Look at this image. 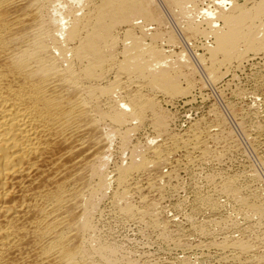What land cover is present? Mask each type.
I'll return each mask as SVG.
<instances>
[{
  "label": "bare ground",
  "instance_id": "1",
  "mask_svg": "<svg viewBox=\"0 0 264 264\" xmlns=\"http://www.w3.org/2000/svg\"><path fill=\"white\" fill-rule=\"evenodd\" d=\"M160 1L178 15L187 43L206 40L194 55L207 81L228 86L252 65L253 94L264 104V0H215L217 11L199 9L201 22L192 15L200 0ZM157 2L0 0V264H264L256 164L245 169L247 184L241 174L211 172L194 186L191 208L230 207L226 214H187L184 225L167 215L189 198L173 200L178 169L219 162L237 144L217 104L172 128L164 104L196 99L206 81L186 49L164 46L177 40L162 33ZM232 106L243 135L263 149L264 170V110L251 105L256 120L247 127ZM144 127L151 134L141 142ZM106 212L151 227L166 258L124 251Z\"/></svg>",
  "mask_w": 264,
  "mask_h": 264
},
{
  "label": "rangeland",
  "instance_id": "2",
  "mask_svg": "<svg viewBox=\"0 0 264 264\" xmlns=\"http://www.w3.org/2000/svg\"><path fill=\"white\" fill-rule=\"evenodd\" d=\"M160 2H161L160 0H159V2H157L158 3L157 5H159L157 7H158V9L161 7L159 10H162L161 12L164 15L163 17L165 18V20L163 18V23L165 25L163 27V24H162L161 31H162L163 34H164V32H166L165 35H167L168 32L170 31L169 32L170 33L169 36L170 35H174L173 36V37H175L174 39L177 40V41H175V45H174V43H172V45L171 44L169 45L168 42H164V46L166 47V49L175 50V54H177V53L179 54L180 51L183 52L186 49L184 52L185 53L187 52L190 55L189 56L187 54L188 58L189 59H190V57L193 58V59L191 58L190 60L192 62H194V66L196 67V70H197V72H195V74H196L195 76L197 78H202L203 81H206L204 83V85H203L204 87H202L200 90L199 89H195L196 91L193 92V93H195V95H196L195 98L197 100L193 98V100H190L189 102L186 103L185 98H181V99H177L174 102L175 104L174 103H169V105L164 104V106L168 110H170L171 113H173L172 115H174L173 116L174 118H173V121H172V128L174 127L173 129H175V130H179L180 129V131L184 130L186 127H188L190 121H194V119L196 120V119L201 118L202 116L206 115L207 111L210 108L214 107V105L217 104L216 108H219L218 110L220 112L222 111L221 112L222 114L220 113L221 117L222 118L225 117V118H223V119H225L224 122L227 121L226 122L227 126L226 125L225 126H226V128L228 127L231 131H233L232 134H233V137H234V140H235L234 144L235 143L237 144V146L234 147L235 149L232 148L233 147L232 146V147L229 148V150H226L225 151V154L227 153L226 156L225 157L223 156L224 158H222L221 161H219V162H216L214 164L213 163L212 164H207L206 166L203 165V167L202 166L199 167V165H198L199 168L197 167V165H193L192 168L191 167L189 168V170L187 168L186 169L183 168L184 166H182L176 172L177 174L179 173L178 174L179 176L177 175V179L180 180V182H179L180 185L179 186H182V187H179L178 190L176 192H174L175 194H172V196L174 195L173 200L176 201L177 197L179 195H181V196L183 195V196H186V197L189 195V198L190 197H192V198H190L191 199L190 200V204H189V198H187L188 201L185 202L186 207L184 205L183 206V208L185 207L184 209L183 208L181 210L174 209L175 211L173 209H169V210H167V215L169 214L170 217H174L176 219V221L179 219L178 222L180 223V225H184L185 220H186L185 217H186L187 214H190V215L193 214V219L199 220V221H203V219L204 220L205 219L208 220L210 218H213L214 216H217V215L219 216L220 212L221 213L224 212L223 214H226V212L229 211L228 209H230V207H226V208L222 209L219 213L212 212L213 213V215H212L210 210L207 211L206 209H204L205 211L202 210L200 212L199 210H196V209L194 210L193 208H191L193 206H190V205H193L192 202H194L193 201L194 200V196L193 195L195 194V193L193 194L194 186L198 185V184H199V186H201V185L206 183V179H205L206 173H211V172L215 173V174H213L215 179H216V177L218 179V177L221 174H225V173H228V174L229 173L230 174H234V173L236 174L237 173L238 175L241 174L240 175V182H242L243 184H245V183L247 184L249 182V180L246 177V173L245 172H247V171H245V169L248 170L251 167L255 168L257 166L255 170L257 172H259L258 174L260 176L259 177L260 181L259 180L258 181L261 182V183L257 182V186L260 189V191L264 194V192H263L264 191V187H263L264 186L263 185L264 184V178H263L264 177V173H263L264 170H263V168H262V166H261V164H260V162L258 160V156H257L258 155L257 152L258 151L260 152L263 149L260 147L259 144L257 145V143L252 141L251 139H250L251 141L248 140V138L243 135L242 129L239 127V125H238V123L236 121V120H238V117L237 116L233 117L232 112L229 111V110H231L230 106H232L234 104V107L233 106L232 107L238 113L242 112L243 115L245 114L243 116L244 124L246 123L245 125L247 127H250L249 125L252 124V122H254L256 119H255V116L248 109H250V106L252 105L253 107H256V108L260 109V111L261 110L263 111L264 110V104L260 100L261 98L259 99L257 97V99H258L257 100L255 98V95L253 94V90H255V87L257 86L258 81L256 80V78L253 80V78L255 76V75H253L255 69H253L254 67L252 68V65L246 64L247 66L245 65V67H243V69H241V68H240L241 70L238 69L237 72H236L235 80L233 82L230 81L229 82L230 85H228V86L227 85H222L223 82H225V81H222L220 83L218 82V85H220L219 87H217L218 86L217 84L214 85V84L210 83L209 81H207L206 76L204 75V71L201 69L202 67H200L201 65L198 62V60L195 59L196 57L194 55L195 53H200V52L202 53L203 52L202 48H200L198 43L200 44L202 41H206V40L203 37H200V38H197L198 40L195 38L194 40L189 41V43H187L185 41V39H183V33L180 30V28H179L180 27L179 25H181V23L179 21V18L176 19V17L178 15L174 16L175 13L172 14L171 12L169 13V11H166V8L165 7L162 8L163 6L161 5ZM204 7L205 8H210L211 7V9L215 10V11L218 10L217 9V4L215 3V0H202V1L200 0L199 4H198V8H197V10H195L196 13H194L195 11L192 13V15H194V18L197 20V22H201L202 19L206 18V16L202 14V11L199 10V9L204 8ZM171 16H173V17H171ZM203 16H205V17L203 18ZM171 31H172L173 34L171 33ZM169 36L167 35L166 37H169ZM179 36H180V38H178ZM166 39H168V38H166ZM201 75H203L205 77H203ZM255 82H256V84H255ZM206 84H207V86H206ZM217 88H220V89L218 90ZM221 88L225 92H222ZM223 88H225V89H223ZM235 89L236 90L242 89V90L246 91V93H247L246 97L247 98L243 99V98H240V96L238 97V95L235 96V93H234L236 91ZM223 93H226L227 95L226 94L223 95ZM252 94H253V96H250ZM227 104H228L229 107L227 106ZM226 118H227V120H226ZM147 127H144L139 133V140H141V142H145L144 140L146 138V135L149 136V134H151V132L149 131L150 128H147ZM238 129H239V132H241L240 134L238 132ZM248 141H250V142H248ZM243 142H244V144H243ZM250 143L252 145H250ZM253 144H254V146H253ZM252 146L254 147L253 148L254 150L251 148ZM230 149H232L233 151L230 150ZM245 149L248 150V151H245ZM229 151H231V152H229ZM247 152H249V154H247ZM249 155H252V156H249ZM116 160H117V156L116 157L114 156L113 157V161H116ZM254 164H256V166ZM259 165L261 166V168L259 167ZM225 169H226V171H225ZM243 171H244V173H243ZM219 172H220V174H217ZM243 174H245V175L243 176ZM204 187H205V190L208 191V187L207 186H204ZM177 194H178V196H177ZM222 200H224V199H221V201ZM187 202H188V204H187ZM106 215H105L106 225L109 227V229L111 230L112 233L114 232L113 233V237L115 239L119 240V241L121 240L120 242L122 244V249L124 251L131 252V253L133 252L134 254H136V256H142L144 254L145 256H151L152 258H154V257L155 258H159L160 257L161 259H163L164 257L166 258L167 253H168V250H166L167 247L164 244H162L161 240H159L158 237H156V232H153L154 230H152L151 227H145L146 225L144 223H140V222L137 223L136 221H133V220H122V221L120 220L119 221L118 217L117 216L115 217V215L113 213L110 214V213L106 212ZM180 221L183 222V223H181ZM108 222H109V224H108ZM175 227H173V228L175 229ZM161 247L163 249H165V248L166 249L163 250ZM146 252H148V253H146Z\"/></svg>",
  "mask_w": 264,
  "mask_h": 264
}]
</instances>
